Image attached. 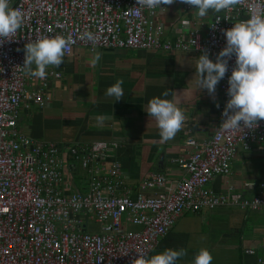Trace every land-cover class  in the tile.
<instances>
[{"label": "built area", "instance_id": "obj_1", "mask_svg": "<svg viewBox=\"0 0 264 264\" xmlns=\"http://www.w3.org/2000/svg\"><path fill=\"white\" fill-rule=\"evenodd\" d=\"M181 4L185 14L197 16L193 6ZM10 6L23 12L24 24L12 40L0 44V264H132L139 253L150 257L184 214L218 207L264 208V184L260 196L251 199L235 194L232 186L226 193L206 189L214 177L229 174L237 149L247 151L264 142V120L253 129L220 130L234 54L219 82L217 131L205 144L187 143L193 152L179 159L185 176L178 182L149 172L140 189L153 195L130 190L116 194L123 186L119 168L97 165L108 156L110 146L104 142L71 151L88 174L86 192L77 193L64 178L65 163L57 145L34 141L15 129L21 108H42L49 102L46 78L38 79L36 89L29 88L31 79L20 68L29 41L45 35L71 36L75 43L64 59L80 48L198 56L206 51L216 61L226 45L224 30L264 14V0H242L214 15L205 29L184 21L181 26L187 29L174 40L157 20L164 11L144 8L138 14L137 0H11ZM84 32L95 34L96 43L81 39ZM87 221L100 227L99 234L85 232Z\"/></svg>", "mask_w": 264, "mask_h": 264}, {"label": "crops", "instance_id": "obj_2", "mask_svg": "<svg viewBox=\"0 0 264 264\" xmlns=\"http://www.w3.org/2000/svg\"><path fill=\"white\" fill-rule=\"evenodd\" d=\"M178 9L182 19L173 24L170 31L164 29L162 20L160 22L170 40L187 29L181 26V20L192 21V27L202 25L205 29L217 14L210 11L204 18L188 16L180 0ZM161 16L164 18L166 14ZM96 52L102 56L94 67L91 60ZM198 57L192 53L73 49L72 55L59 67L46 69L47 75H59L56 79L46 77L48 104L42 108L32 104L28 109L21 108L15 129L34 141L57 145L59 158L65 163L64 178L77 193L86 192L88 174L81 169L71 151H77L79 145L104 142L110 146L108 156L98 159L97 165L105 168L116 165L119 168L123 186L116 189V194L122 195L125 190H130L131 194L153 195V191L140 189L148 173H160L172 182H178L185 176L179 159L193 152L187 143L205 144L217 131L219 83L214 98L206 89H198L195 73ZM27 77L31 79L27 81L30 82L29 88L36 89L38 78ZM117 80L124 81V96L112 102L113 98L105 93ZM164 92H168V96H163ZM154 97L172 100L186 118L182 130L165 143H161L155 120L144 111ZM100 116L106 117L103 125L97 121ZM261 184H264V142L251 145L247 151L237 149L229 174L214 177L206 189L226 193L227 186H232L235 194L251 199L260 196ZM203 211L209 212V220L213 222L208 225L213 229L209 233L210 241L200 230ZM187 214L177 221L170 234L155 249H186L187 256L177 264H192L195 253L190 245L197 247V251L205 245L213 257L212 264H264V208L240 210L218 207L201 209L191 213L192 217H187ZM224 238H228V243ZM246 250L252 253H245Z\"/></svg>", "mask_w": 264, "mask_h": 264}, {"label": "clouds", "instance_id": "obj_3", "mask_svg": "<svg viewBox=\"0 0 264 264\" xmlns=\"http://www.w3.org/2000/svg\"><path fill=\"white\" fill-rule=\"evenodd\" d=\"M175 0H137L138 14L140 9H167L161 5H172ZM181 3L193 6L199 18L206 17L209 12L219 13L233 9L242 0H180ZM11 0H0V44L17 33L24 24V14L18 8L10 6ZM226 45L219 51L216 61L208 58L205 51L195 61L196 84L198 89H206L214 98L216 86L228 71V60L235 55V67L228 77L226 102L222 112L221 131H243L244 128L258 127V121L264 120V14H254L246 20L235 23L233 27L224 30ZM81 39L93 44L97 37L92 32H84ZM75 40L71 36L62 35L41 36L29 41L24 46V62L20 67L27 75L38 79H45L49 66L59 67L66 52ZM194 43V41H193ZM102 54L96 52L91 60L95 67L101 60ZM34 66V67H33ZM123 80H117L106 89L105 95L119 101L124 96ZM163 96H168L164 92ZM217 107L219 105L217 104ZM148 117L156 122L159 129L161 143L175 138L185 124L184 112L175 102L160 97L152 98L144 110ZM106 117H97L103 125ZM187 250L165 249L151 257L139 253L132 264H177L187 256ZM212 255L205 249H199L193 257L192 264H212Z\"/></svg>", "mask_w": 264, "mask_h": 264}, {"label": "rangeland", "instance_id": "obj_4", "mask_svg": "<svg viewBox=\"0 0 264 264\" xmlns=\"http://www.w3.org/2000/svg\"><path fill=\"white\" fill-rule=\"evenodd\" d=\"M178 5H179V0H175V2L172 4V5H167V11L166 12H163V15L166 14V16H164V18L161 16V17H158V21L162 22L163 23V26H164V29H166L167 31H170V27H172L173 24L177 23L180 19H182V16L183 15H180V12H179V9H178ZM184 20H181L180 23H183ZM187 217H192L193 214L189 213L186 215ZM209 212L208 211H203L201 216H200V219L203 221L202 223V226H200V230L203 234L206 233L209 241L211 240V237L209 236V233L211 234L212 232V228H210L208 225H212L213 222L209 220ZM211 217V216H210ZM218 219L220 220L221 217L218 216ZM224 225V224H223ZM124 229H128V228H124ZM174 233L176 231V227L174 228ZM99 230H100V227L95 225L94 223L92 222H89L87 221L86 223V229H85V232L88 233V234H99ZM224 231V229H223ZM173 233V234H174ZM215 237H216V233H215ZM226 240L225 243H228L227 242V239L228 238H224ZM222 241V243H223ZM221 243V244H222ZM210 245V244H209ZM198 246L200 247V245L198 244ZM203 248H205V245H202ZM197 247H194V245H190V249H193L194 251H192L193 253H196L197 252ZM201 249V247H200ZM164 250H158V249H154L152 251V253L150 254V257L157 254V253H160V252H163ZM188 260V259H187Z\"/></svg>", "mask_w": 264, "mask_h": 264}, {"label": "trees", "instance_id": "obj_5", "mask_svg": "<svg viewBox=\"0 0 264 264\" xmlns=\"http://www.w3.org/2000/svg\"><path fill=\"white\" fill-rule=\"evenodd\" d=\"M162 241V240H161Z\"/></svg>", "mask_w": 264, "mask_h": 264}]
</instances>
